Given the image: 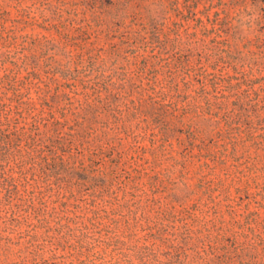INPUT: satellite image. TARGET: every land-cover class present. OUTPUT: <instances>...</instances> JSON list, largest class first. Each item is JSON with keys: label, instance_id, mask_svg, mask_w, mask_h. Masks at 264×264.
I'll return each mask as SVG.
<instances>
[{"label": "rangeland", "instance_id": "374dc122", "mask_svg": "<svg viewBox=\"0 0 264 264\" xmlns=\"http://www.w3.org/2000/svg\"><path fill=\"white\" fill-rule=\"evenodd\" d=\"M0 73L65 132L94 109L98 141L66 200L84 205L98 189L81 178L96 176L111 202L84 231L107 243H29L12 227L0 264H129L153 245L130 215L140 201L188 229L201 264H264V0H0Z\"/></svg>", "mask_w": 264, "mask_h": 264}, {"label": "trees", "instance_id": "16d2710c", "mask_svg": "<svg viewBox=\"0 0 264 264\" xmlns=\"http://www.w3.org/2000/svg\"><path fill=\"white\" fill-rule=\"evenodd\" d=\"M152 39L160 50L166 49V41L156 36ZM104 89L112 91L106 83ZM31 91L30 86L19 83L14 76L0 73V240L12 242L7 235L10 229L26 225L29 243L41 240L43 243H72L73 240L74 243H87L85 239L89 243H107L84 234L87 223L92 220L90 215L96 219L95 223L100 220L101 213H108L111 202L108 200L110 190L105 189L108 187L106 180L85 176L81 179L95 183L98 191L83 201L84 205L71 208L66 200L67 192L72 189V180L78 174L76 165L83 149L86 145L96 146L98 141L94 133L87 131L93 122V117L87 114L94 109H88L87 114L78 117L65 132L68 121L56 119L51 103L42 102V97L34 99ZM70 194L72 197L75 192ZM59 201L60 208L56 206ZM135 206L136 212L131 211L130 215L133 220L147 224L145 230L149 234L145 242L153 245L126 255L129 264H201L204 257L188 254V229L181 232L176 226L179 222L176 217L171 220L167 211L155 213L143 201ZM148 208L155 213L154 221L147 215ZM139 212L142 213L140 218ZM52 222H55L54 226ZM240 257L243 260L248 258L243 252ZM223 260L226 264L236 263L229 252Z\"/></svg>", "mask_w": 264, "mask_h": 264}]
</instances>
